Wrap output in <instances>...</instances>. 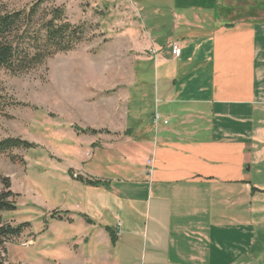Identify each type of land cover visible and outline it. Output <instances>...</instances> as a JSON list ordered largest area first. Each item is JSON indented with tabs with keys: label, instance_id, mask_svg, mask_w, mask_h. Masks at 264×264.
<instances>
[{
	"label": "crops",
	"instance_id": "crops-1",
	"mask_svg": "<svg viewBox=\"0 0 264 264\" xmlns=\"http://www.w3.org/2000/svg\"><path fill=\"white\" fill-rule=\"evenodd\" d=\"M184 18L179 30L197 34L196 56L205 52L197 88L165 74L155 123V114L129 107L131 78L122 75L128 85H118L112 106L94 109L96 130L114 137L86 142L74 159L87 164L106 152L112 162L70 169L78 202L47 224L66 232L63 264H264V24L217 22L209 31ZM170 48L174 63L190 60L189 47Z\"/></svg>",
	"mask_w": 264,
	"mask_h": 264
},
{
	"label": "rangeland",
	"instance_id": "rangeland-1",
	"mask_svg": "<svg viewBox=\"0 0 264 264\" xmlns=\"http://www.w3.org/2000/svg\"><path fill=\"white\" fill-rule=\"evenodd\" d=\"M35 1L3 2L9 10H18ZM202 1L55 0L56 6L65 7L72 24L86 25L88 42L75 51L56 55L25 75L13 76L0 70L2 101L17 103L0 110V140L21 138L35 145L30 150L16 149L0 156V191L5 189L4 179L9 178L11 190L18 195L13 198L17 210L4 216L9 222L15 221L14 225L30 223V228L8 245L9 264H63L68 258L66 232H49L47 224L56 216L65 217L68 213L64 209L78 202L77 190L71 189V168L97 172V168L111 165L113 154L106 152H96L82 165L74 158L75 151L86 142L110 141L114 137L106 130L95 136L81 130L102 126L95 120L94 109L112 106L113 94L122 88L118 85H128L118 82L122 75L131 78L128 92L133 100L129 107L148 110L152 116L156 115V92L162 88L165 74L184 76L188 92L197 88L194 79L199 73L195 70L205 52L196 56L192 39L197 34L181 33L178 18L185 16L189 28L200 24L209 30L213 25L210 13L196 4ZM255 1L231 0L227 4L239 9L234 11L235 17H230L233 24H264V11L251 13ZM176 41L189 47L183 58L190 60L183 65L171 60L170 47ZM150 44L159 51L157 55L151 53ZM161 59L171 61L164 65ZM206 78L207 74L203 75ZM150 134L156 137L155 125ZM104 170L108 174L112 168Z\"/></svg>",
	"mask_w": 264,
	"mask_h": 264
},
{
	"label": "trees",
	"instance_id": "trees-1",
	"mask_svg": "<svg viewBox=\"0 0 264 264\" xmlns=\"http://www.w3.org/2000/svg\"><path fill=\"white\" fill-rule=\"evenodd\" d=\"M3 1L0 0V70L13 76L25 75L44 66L56 55L75 51L88 42L86 25L72 24L66 16L65 7L56 6L55 0H36L18 10H9ZM230 1L205 0L196 4L198 8L210 13L213 24L220 22L231 26L233 21L230 17H235L234 11L239 9L227 5ZM252 11H264V0L255 1ZM15 104L2 101L0 97V110ZM81 131L93 136L104 132L92 128ZM34 147L33 143L21 138L3 139L0 140V156L16 149L30 150ZM12 160L17 161L16 158ZM87 183L100 184L99 181ZM3 184L5 189L0 191V264H9L8 245L19 239L30 228V223L14 225L15 221L9 222L4 216L6 212L17 210L13 198L18 195L11 190L9 178L4 179Z\"/></svg>",
	"mask_w": 264,
	"mask_h": 264
},
{
	"label": "built area",
	"instance_id": "built-area-1",
	"mask_svg": "<svg viewBox=\"0 0 264 264\" xmlns=\"http://www.w3.org/2000/svg\"><path fill=\"white\" fill-rule=\"evenodd\" d=\"M172 54H173V56H174L175 58H178V57L180 56V48H179L178 46L175 45V46L173 47V49H172ZM159 120H160V115L156 114V115H155V118H154L155 123H158ZM148 163H149V165H151V164H152V161H149Z\"/></svg>",
	"mask_w": 264,
	"mask_h": 264
}]
</instances>
